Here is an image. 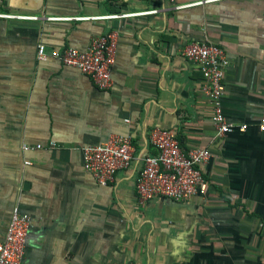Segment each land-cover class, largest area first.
I'll list each match as a JSON object with an SVG mask.
<instances>
[{
	"label": "crops",
	"instance_id": "1",
	"mask_svg": "<svg viewBox=\"0 0 264 264\" xmlns=\"http://www.w3.org/2000/svg\"><path fill=\"white\" fill-rule=\"evenodd\" d=\"M194 1L0 0V241L19 207L31 217L27 264H264V0L175 7ZM110 31L118 42L108 89L37 57L40 43L84 50ZM194 41L227 52L222 103L236 129L223 137L203 74L183 54ZM155 127L175 131L185 149L210 150L204 192L139 199ZM113 134L133 136L134 159L101 185L83 149Z\"/></svg>",
	"mask_w": 264,
	"mask_h": 264
},
{
	"label": "built area",
	"instance_id": "2",
	"mask_svg": "<svg viewBox=\"0 0 264 264\" xmlns=\"http://www.w3.org/2000/svg\"><path fill=\"white\" fill-rule=\"evenodd\" d=\"M174 2L175 0H170ZM214 0H199L190 3L176 4L177 9L204 4ZM157 9L140 13L115 14L114 17H130L141 13H156ZM11 16L10 14H2ZM24 17V16H21ZM36 18V16H30ZM118 42V33L96 35L84 50L73 46L49 50L45 43L37 48V57L45 61L50 57L62 64L79 69L88 75L94 84L101 89H108L113 84V66ZM184 56L196 64L203 74L205 85L203 91L213 105L212 123L218 136L223 137L236 129L225 115L222 99L225 93V71L229 65L224 47L210 41H194L183 50ZM259 129L264 131V110L260 116ZM248 127L242 124L238 129ZM150 143L154 153H147L143 158L135 188L141 201L156 196L175 201L192 198L206 190L207 183L202 165L211 157L209 149L193 147L185 149L175 131L155 127L150 131ZM57 143L51 141L48 148H55ZM44 145L23 144L24 150L41 149ZM84 167L101 185L115 181L119 170L127 169L132 164L135 143L131 134H113L105 143L84 147ZM31 228V217L19 207L13 209L6 235L0 241V264H27L25 249Z\"/></svg>",
	"mask_w": 264,
	"mask_h": 264
}]
</instances>
